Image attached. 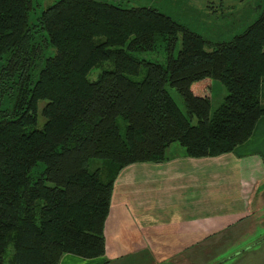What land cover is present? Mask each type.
<instances>
[{"label":"trees","instance_id":"1","mask_svg":"<svg viewBox=\"0 0 264 264\" xmlns=\"http://www.w3.org/2000/svg\"><path fill=\"white\" fill-rule=\"evenodd\" d=\"M36 8L0 0V264L102 256L125 166L162 162L172 143L229 153L264 116V6L218 42L150 6ZM215 81L225 93L212 109Z\"/></svg>","mask_w":264,"mask_h":264},{"label":"crops","instance_id":"2","mask_svg":"<svg viewBox=\"0 0 264 264\" xmlns=\"http://www.w3.org/2000/svg\"><path fill=\"white\" fill-rule=\"evenodd\" d=\"M175 144L166 160L129 164L115 178L104 254H64L59 264H197V246L207 252L244 219H264V116L229 153L192 157Z\"/></svg>","mask_w":264,"mask_h":264},{"label":"rangeland","instance_id":"3","mask_svg":"<svg viewBox=\"0 0 264 264\" xmlns=\"http://www.w3.org/2000/svg\"><path fill=\"white\" fill-rule=\"evenodd\" d=\"M56 0H34L37 12ZM121 6H150L169 15L176 22L187 26L212 42L227 40L249 25L264 6V0H109ZM32 17L34 15H31ZM162 51V45L158 47ZM149 59H161V54L144 53ZM109 61H103L93 67L89 78L94 79ZM225 89L219 82L213 83L212 109L223 100ZM43 101L39 103L42 105ZM40 107V106H39ZM176 146L180 145L178 143ZM172 148H169L170 152ZM243 227L235 226L227 234L217 238V242L208 243L207 252L198 253L197 264H264V219H244ZM236 230V232H234ZM231 231V232H229ZM206 253V254H205ZM202 255V256H201ZM138 259L136 258L135 261ZM146 260V259H143ZM154 259L153 264H174L172 258ZM146 264V263H145ZM148 264V261H147Z\"/></svg>","mask_w":264,"mask_h":264}]
</instances>
